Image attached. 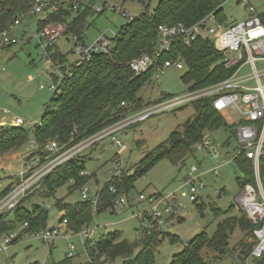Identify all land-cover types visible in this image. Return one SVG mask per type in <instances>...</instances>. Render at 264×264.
Segmentation results:
<instances>
[{
  "label": "rangeland",
  "instance_id": "374dc122",
  "mask_svg": "<svg viewBox=\"0 0 264 264\" xmlns=\"http://www.w3.org/2000/svg\"><path fill=\"white\" fill-rule=\"evenodd\" d=\"M160 1L162 0H113L112 3L128 16L136 17L146 13L151 14ZM222 1L221 15L225 23L244 19L245 12L241 5H237L232 0ZM4 2L5 0L2 1ZM255 6L259 10H264V0L256 1ZM74 17H76L75 13L70 19ZM126 22V18L114 11L107 10L102 14L90 13L85 20L80 40H77L75 34L64 33L55 41L54 45L57 54L63 59L62 63L58 58L54 60L45 56L38 42L32 39L37 30L36 17L26 16L20 23L13 24L9 34L17 39V44L0 47V135L5 131L2 128L18 127L27 133L28 140L18 152L7 153L0 157V194L9 180L14 177V180L16 179L23 162L30 156L32 128L40 122L54 99V90L58 88L62 71L66 74L70 73L76 60V56L72 53L75 44L81 41L86 45L93 44L103 35L112 38L119 34ZM135 27L136 24L127 28V32L134 30ZM56 28L61 32L65 30L61 26ZM186 73V67L166 69L153 81V85L140 93L142 100L140 107L138 108L137 103L135 107L148 108L170 97L185 94L189 85L182 82V77ZM195 117V108L187 105L156 114L122 130L118 134V139L124 147L117 153L122 161V172L125 177L134 175L143 158L154 153L159 147L166 146L171 134L182 133L186 122ZM16 120H19L20 124H16ZM226 124L227 127H220L210 132L203 131L206 140L211 142L209 148L195 147L190 157L176 164L168 159H162L136 178L129 185L127 192L124 190L129 204L122 207L114 206V209L110 208L99 213L95 212L94 199L112 178L110 169L116 162L117 153L109 139L88 148L77 156V159L84 164V174L88 175L82 186L77 187L73 182H67L54 189L51 194L44 189L46 184H43L40 186L42 192L37 190L26 197L25 209L29 212L33 207L47 210L46 229L59 227L60 234L48 242L34 240L28 233L22 234L15 242L8 245L6 251L0 252V264H63L69 252V244H74L76 248L70 258L71 264H90L85 248L79 244L78 238L73 236L74 232L59 224L62 217L57 207L58 203L74 206L84 202H90L93 206L91 221L82 229L93 232L90 240L93 241L92 244L116 232L121 233V238L128 243H137L143 238L142 227L146 223L139 215L155 206L162 217L161 223H155L145 237L155 235L156 264H170L172 256L181 252L199 233L210 239L214 235L216 225L223 218L242 216L241 211L236 207V198L242 190L243 174L233 160L241 145L234 135L235 126H231L230 122ZM212 149L217 155L213 160L210 159V156H214ZM192 166L197 168L195 176L202 174L200 180L204 187L200 189L196 184L194 187L198 191L197 204L203 207V217L199 215L195 204L187 196L189 188L183 185ZM214 169L217 170L218 175L208 173ZM18 184L17 180L14 187ZM82 188L87 190L86 201L81 198ZM140 195L144 200H139ZM165 201L172 207L170 213H166L168 205ZM46 206H49V209H46ZM216 209L222 215L217 219L213 216V210ZM226 213L228 215L224 216ZM21 231L19 225L11 232L14 239ZM250 242H252L250 234L237 228L228 236L227 251L220 259H217L218 255L215 252L206 249L202 250L201 254L207 264H244L239 256L244 251V246ZM139 251L140 247L137 246L134 253ZM121 263V259L114 263L104 261V258L99 261V264Z\"/></svg>",
  "mask_w": 264,
  "mask_h": 264
},
{
  "label": "trees",
  "instance_id": "16d2710c",
  "mask_svg": "<svg viewBox=\"0 0 264 264\" xmlns=\"http://www.w3.org/2000/svg\"><path fill=\"white\" fill-rule=\"evenodd\" d=\"M222 2V0H162L151 14L136 16L121 29L120 38L115 40L116 48L112 52L94 54L90 61L79 66H76L74 62L68 74L62 71L58 88L54 90V99L40 122L32 128V143L38 147V150L32 152L28 159L37 155L41 158L49 156L44 151V147L50 141H56L64 151L95 134L118 120V115L123 112L122 102L129 105L137 103L139 108L142 101L139 95L150 81L152 71L135 77L128 66L130 61L153 51L157 40V28L160 25L170 27L181 23L191 26L211 13H214L218 21L222 22ZM29 7L28 0H5L0 6V33L13 26ZM90 13L89 11L80 12L70 19L73 13L61 9L59 13L49 15L40 21L37 24V30L43 29L47 24L65 25L66 33L75 34L81 38L85 20ZM135 24V29L127 32V28ZM51 58L54 60L58 58L60 63L63 62L61 55L57 53ZM169 59H179L183 62L187 73L182 77V82L189 85L188 90L213 85L228 76V73L220 66L219 54L215 52L212 43L206 39L198 38L190 45L176 42L172 51L164 56V60ZM192 106L195 108L196 117L186 122L182 133H172L166 146L159 147L154 153L143 158L134 175L125 177L122 172L120 177L110 179L104 189L97 194L96 213L114 209V196L108 191L110 186H113L118 194L124 195L136 178L142 176L162 159H168L176 164L190 157L194 146L201 141L204 130L210 132L220 127H227L221 116L212 109L209 100L197 102ZM2 130L5 131L0 135V157L7 153L18 152L28 140L27 133L21 128H2ZM233 160L243 174L242 185L255 186L252 162L242 154L237 155ZM87 178L88 175L84 174L83 162L75 157L49 174L42 185L46 184L44 189L52 194L54 189L61 187L69 180L80 187ZM11 190V185L7 186L0 194V201ZM25 203L26 198L21 200L11 212L0 214V240L23 223H27L28 227L22 229L20 235L11 243L22 234H33L46 229L48 212L39 207H33L29 212L24 207ZM193 203L199 215L203 217L202 205H198L197 201ZM58 205L59 211H64L61 221L66 219L68 230L74 234L82 231L83 227L91 221L93 206L90 202L74 206L62 203ZM226 215L228 214H224ZM213 216L217 219L222 215L216 209L213 210ZM237 228L248 232L252 240L254 227L243 214L240 217L223 218L216 225L214 235L210 239L199 233L181 252L172 256L170 264H207L201 254V251L205 249L215 252L218 255L217 259H220L227 251L228 236ZM154 236L148 238L144 236L137 243L130 244L121 238V233L116 232L94 244H92L93 241H87L83 247L90 264H99L102 258L109 263L121 259V264H156ZM137 246L140 247V251L134 253ZM253 246V241L244 246V251L239 256L243 262L248 258ZM63 264H71L70 258L67 257ZM250 264H264V254L261 258L252 260Z\"/></svg>",
  "mask_w": 264,
  "mask_h": 264
},
{
  "label": "built area",
  "instance_id": "2783aa9c",
  "mask_svg": "<svg viewBox=\"0 0 264 264\" xmlns=\"http://www.w3.org/2000/svg\"><path fill=\"white\" fill-rule=\"evenodd\" d=\"M3 0H0V4ZM30 7L25 14H22L15 22L20 23L26 16L36 17L38 23L46 19L49 15L59 13L61 9L72 13L89 11L91 13L102 14L107 10L114 11L120 16L126 18V24L130 23L134 17L128 16L121 8L112 3L113 0H28ZM237 5L244 8L245 17L242 21H233L225 23L218 21L214 13L204 17L199 22L185 26L176 24L174 26H158L157 40L154 49L149 54H142L133 59L128 64L130 71L135 77L141 76L152 71L150 81L143 87L146 91L159 74L166 69L175 67L183 69L184 64L179 59L164 60V56L172 51L176 42H182L190 45L198 38L210 41L214 50L220 56V66L222 70L228 73V76L217 83L203 88L188 90L185 94L176 97H170L165 101L159 102L136 109L135 104L129 105L121 103L123 112L118 115V120L105 126L95 134L81 140L73 147L62 151L56 141L48 142L44 151L49 154L45 158L34 156L30 160L23 162L20 172L16 175V181L19 184L14 187L10 184L12 190L0 201V214L11 212L24 198L37 191L43 183V180L55 169L64 165L66 162L79 156L82 152L93 145L109 139L113 144L116 153L124 147L118 139V134L137 123L147 120L156 114L182 108L187 105H193L197 102L209 100L212 109L220 115L224 121L230 122L235 126L234 135L240 143V150L234 158L242 154L252 162L255 186L245 184L236 198V207L249 220L254 227L252 230V241L254 246L245 260L244 264L254 259H259L264 254V10H259L255 6L258 0H232ZM37 23V24H38ZM125 24V25H126ZM212 24V25H210ZM122 26V29L124 26ZM56 26H61L65 30H57ZM12 26L0 33V47L17 44V39L10 36L9 31ZM121 31V30H120ZM66 33L65 25L47 24L41 30H36L32 39L38 42L45 56L51 57L57 53L55 41ZM120 38V32L112 38L103 35L93 44L86 45L84 41L76 43L72 53L76 56L75 64L79 66L90 61L94 54H109L116 48V39ZM77 40L80 38L77 37ZM20 124L19 120L15 121ZM211 142L206 140L203 134L201 141L195 147L198 149L209 148ZM38 150V147L32 143L29 151L31 154ZM116 162L110 169L112 178L120 177L122 173L121 159L116 154ZM215 156H210L213 160ZM197 168L192 166L184 181V187H188L187 196L190 201H197L198 191L194 184L201 189L203 184L200 180L201 175L195 176ZM212 175H218L217 170L208 172ZM206 172V174H208ZM72 181L69 180V183ZM108 191L114 196V206L122 207L127 204L128 198L125 195L118 194L117 190L110 186ZM81 198L88 200L86 188L81 190ZM139 200H144L140 195ZM97 195L94 203L96 204ZM167 203V201H165ZM166 213H170L172 207L167 203ZM49 209V206H46ZM47 212V210H45ZM140 219L146 223L142 227L143 237L149 233L155 223H161V215L156 211V207H151L149 211L139 215ZM62 225L67 227V220L61 221ZM28 224L23 223L20 229L27 228ZM60 228L43 229L31 234L34 240L48 242L60 234ZM92 231H80L73 236L78 238L79 244L83 245L92 240ZM14 239L12 233L4 236L0 240V252L6 251L8 245ZM67 257L71 258L76 248L74 244H69Z\"/></svg>",
  "mask_w": 264,
  "mask_h": 264
},
{
  "label": "crops",
  "instance_id": "0c3cea01",
  "mask_svg": "<svg viewBox=\"0 0 264 264\" xmlns=\"http://www.w3.org/2000/svg\"><path fill=\"white\" fill-rule=\"evenodd\" d=\"M85 175H86V174H85ZM8 176H11V175H8ZM14 178H15V177H14ZM14 178H12V180H9V181L7 182V183H8L7 186H9L10 184L16 182V179L14 180ZM13 180H14V181H13ZM7 186H6V187H7ZM37 192H42V191H41V189L39 188ZM43 193H44V192H43ZM96 195H97V194H96ZM59 206H60V205H59ZM59 213L61 214V217H62L63 214H64V211L61 210V211H59ZM59 222L61 223V219H60ZM60 223H59V224H60Z\"/></svg>",
  "mask_w": 264,
  "mask_h": 264
},
{
  "label": "water",
  "instance_id": "95a60500",
  "mask_svg": "<svg viewBox=\"0 0 264 264\" xmlns=\"http://www.w3.org/2000/svg\"><path fill=\"white\" fill-rule=\"evenodd\" d=\"M212 153L215 157L217 156L214 149H212Z\"/></svg>",
  "mask_w": 264,
  "mask_h": 264
}]
</instances>
